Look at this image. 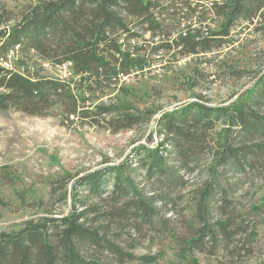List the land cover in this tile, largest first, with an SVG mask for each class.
Here are the masks:
<instances>
[{
	"label": "trees",
	"instance_id": "trees-1",
	"mask_svg": "<svg viewBox=\"0 0 264 264\" xmlns=\"http://www.w3.org/2000/svg\"><path fill=\"white\" fill-rule=\"evenodd\" d=\"M243 24L264 38V0H38L0 26V59L31 53L52 66L70 62L79 78L0 66V110L57 114L148 138L117 163L62 175L50 197L57 195L65 212L48 209L0 230V264H125L151 233L174 242L188 264H199L198 252L207 264H263L251 255L264 205L240 206L237 194L264 181V51L260 63L254 58L241 68L225 57ZM161 53L170 61L213 60L218 74L222 68L251 82L229 102L197 93L168 109L134 103L123 79ZM206 76L191 66L188 89ZM154 257L136 259L150 264Z\"/></svg>",
	"mask_w": 264,
	"mask_h": 264
},
{
	"label": "rangeland",
	"instance_id": "rangeland-1",
	"mask_svg": "<svg viewBox=\"0 0 264 264\" xmlns=\"http://www.w3.org/2000/svg\"><path fill=\"white\" fill-rule=\"evenodd\" d=\"M37 1L0 0V26H8L10 21L18 18L22 10ZM8 17L13 20L7 21ZM235 32L234 37L238 42L225 53L228 63L240 68L248 65L254 58L260 63L258 57L264 51V38L246 24L239 25ZM144 37H148V34ZM171 59L173 58L169 54L163 53L153 56L148 68L123 79L122 84L133 93L134 103L155 102L162 105L163 109H168L190 100L197 93L207 95L213 103L229 102L251 82L247 76L230 77L222 68H219L222 72L218 74L219 70L213 60L207 61V64L200 56L191 61L179 58L177 61H170ZM163 63L173 67L163 69ZM64 64L66 62L52 66L31 53L25 58L18 53L14 57L9 56L8 61L0 59V66L6 68L16 67L23 71L27 66L29 72L49 78L70 82L79 80ZM191 66L200 67L208 75L206 80L200 81L199 87L192 90L188 89L185 77ZM72 87L75 89L73 84ZM115 94L116 91H113L109 96H102L96 100L95 105L102 102L106 104ZM145 135L143 133L141 136L138 131L112 134L101 127H91L88 123L80 122L78 118L69 122L57 114L41 117L16 110H0V230L10 231L48 209L54 210L56 214L65 212L67 205L55 202L57 195L53 199L50 197L52 186L62 175L66 173L73 178L99 168L103 163H117L132 149L133 142H146L148 138ZM147 143L153 144L151 141ZM237 197L240 206L264 205V181L255 180L252 186L240 191ZM262 215L258 218L264 220V213ZM257 224V247L252 246L256 254L251 256L264 264V224L260 221ZM131 251L137 258L156 256L155 261L150 264L189 262L178 256L180 252L174 242L155 238L152 233ZM192 256L198 259L199 264H207L208 257L202 253ZM136 257L125 264H148Z\"/></svg>",
	"mask_w": 264,
	"mask_h": 264
},
{
	"label": "built area",
	"instance_id": "built-area-1",
	"mask_svg": "<svg viewBox=\"0 0 264 264\" xmlns=\"http://www.w3.org/2000/svg\"><path fill=\"white\" fill-rule=\"evenodd\" d=\"M64 65H66V66L70 67L71 63H70V62H67V63H66V64H64Z\"/></svg>",
	"mask_w": 264,
	"mask_h": 264
}]
</instances>
